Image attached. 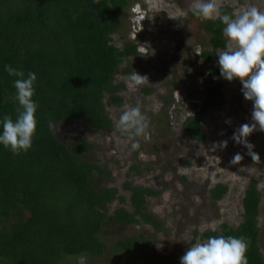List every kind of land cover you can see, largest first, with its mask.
<instances>
[{"label":"trees","instance_id":"1","mask_svg":"<svg viewBox=\"0 0 264 264\" xmlns=\"http://www.w3.org/2000/svg\"><path fill=\"white\" fill-rule=\"evenodd\" d=\"M136 1L0 0V120L17 115L16 78L8 75L5 65L36 74L33 100L38 104L32 147L13 155L0 145V264H59L80 253L99 258L106 248L101 237L106 219L129 225L141 218L162 230L146 209L148 198L158 192L130 182L124 188L131 193L132 211L120 207L107 216L109 203L125 199L115 188L94 185L95 174L104 169L84 158L92 145L84 137L68 142L54 132L55 126L74 122H85L93 133L112 127L103 98L107 93L111 103L121 105L123 84L114 82L115 75L126 57L138 54L133 44L115 46L112 35L122 28L126 8ZM220 10L232 14L227 6ZM203 26L210 33L211 51H203L202 58L214 62L212 72L218 74L216 55L226 47L223 24L211 20ZM220 97L218 86L210 88L200 108L185 120L183 129L190 138L202 141L203 118ZM209 192L218 200L227 187L217 184ZM260 201L257 183L251 180L239 225L222 224L220 231H206L201 238L242 235L250 241L249 264H264L258 246ZM147 245L142 238L130 237L119 240L116 248L143 256Z\"/></svg>","mask_w":264,"mask_h":264},{"label":"rangeland","instance_id":"2","mask_svg":"<svg viewBox=\"0 0 264 264\" xmlns=\"http://www.w3.org/2000/svg\"><path fill=\"white\" fill-rule=\"evenodd\" d=\"M191 3L138 0L127 7L123 26L112 35V43L120 49L133 44L138 54L126 57L115 75L114 82L123 84L118 93L121 105L111 103L107 93L103 98L112 127L96 133L85 122L54 127L55 135L65 141L81 136L92 145L84 158L104 169L95 174L94 185L115 188L117 196L125 199L109 203L107 216L120 207L132 211L126 182L158 192L148 198L146 209L162 224V230H154L141 218L129 225H115L106 219L101 232L104 254L89 256L87 264H180L188 247L204 241L202 233L220 231L222 224L239 225L242 198L251 180L256 181L261 193L258 246L264 260V132L257 130L248 137L260 157L256 161L243 145L231 139L236 128L251 122L252 102L244 99L239 79H223L220 73L212 72L214 62L194 54L197 47L203 52L211 51V46L205 21L190 14ZM217 4L229 7L232 14L250 5L264 11V0H217ZM222 50L225 48L219 52ZM134 71L146 75L149 83L131 89L128 78ZM214 86H218L221 97L203 118L202 141L193 140L183 129L185 117L193 116ZM127 106H139L149 121L151 138H136L140 147L135 151L131 150L133 141L115 126ZM223 140L228 141L226 149L214 147ZM237 153L243 159L234 165L231 160ZM134 166L137 170L132 169ZM217 184L225 185L227 192L213 200L209 191ZM130 237L147 241L143 256L117 251V242ZM74 259H63L59 264H76Z\"/></svg>","mask_w":264,"mask_h":264},{"label":"clouds","instance_id":"3","mask_svg":"<svg viewBox=\"0 0 264 264\" xmlns=\"http://www.w3.org/2000/svg\"><path fill=\"white\" fill-rule=\"evenodd\" d=\"M93 2L98 3V0ZM189 10L203 21L219 20L223 24L222 33L226 39V47L216 55L220 77L229 82L239 79L244 99L252 102L251 122L236 128L231 139L236 144L243 145L253 161L260 160L248 137L257 130L264 132V11L250 5L237 14L223 13L217 0H192ZM194 54L202 56V49L197 47ZM4 68L9 76L16 78L13 101L17 104V115L15 119L4 115L0 120V145L10 150L13 155H20L32 147L36 134L38 104L33 100V96L37 76L34 72H28L26 75L23 70L11 65H5ZM128 79L129 87L133 90L149 83L146 75L135 71ZM226 123L230 124L231 121ZM115 126L121 135H126L133 141V151L140 147L136 138L145 141L151 138L148 118L139 106H127L119 115ZM227 146V140L214 145L220 149H226ZM242 159L237 153L231 163L239 164ZM196 200L199 202L198 197ZM249 243L250 241L242 235L210 236L203 242L188 247L180 257V264H249ZM75 259L76 264H87V253H80Z\"/></svg>","mask_w":264,"mask_h":264},{"label":"flooded vegetation","instance_id":"4","mask_svg":"<svg viewBox=\"0 0 264 264\" xmlns=\"http://www.w3.org/2000/svg\"><path fill=\"white\" fill-rule=\"evenodd\" d=\"M193 113H195V112H193ZM189 117H191V114H188L187 117H185V119H187V118H189Z\"/></svg>","mask_w":264,"mask_h":264}]
</instances>
